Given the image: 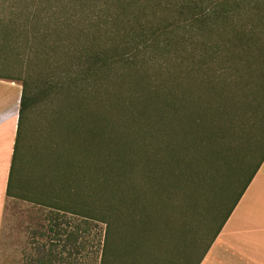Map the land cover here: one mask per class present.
Listing matches in <instances>:
<instances>
[{
	"label": "trees",
	"instance_id": "16d2710c",
	"mask_svg": "<svg viewBox=\"0 0 264 264\" xmlns=\"http://www.w3.org/2000/svg\"><path fill=\"white\" fill-rule=\"evenodd\" d=\"M21 12L0 20V46L41 79H0L22 87L6 196L43 222L23 264H201L264 162V0L46 1ZM42 103L60 142L48 175L30 179L23 123ZM215 175L225 181L207 202Z\"/></svg>",
	"mask_w": 264,
	"mask_h": 264
},
{
	"label": "rangeland",
	"instance_id": "374dc122",
	"mask_svg": "<svg viewBox=\"0 0 264 264\" xmlns=\"http://www.w3.org/2000/svg\"><path fill=\"white\" fill-rule=\"evenodd\" d=\"M46 1L64 2L68 0H0V20L9 21L23 19L24 15L21 11L27 5ZM15 10H17V12ZM18 10L20 11L18 12ZM1 39L2 36H0V40ZM11 47L9 44H6L5 49H2L0 46V75L21 78L25 73H30L29 76L31 75V78H27V80L36 78L41 79V77L33 73V71H38L37 68L35 69L32 66L29 68L28 65L22 64L14 58V50H11ZM18 83L21 85L20 82ZM48 113L49 107H44L43 103L38 104L29 111L23 123V143H21L23 149H20L19 155L23 153L21 172H23V177L25 178L32 179L37 176V174L41 173L43 177L48 175L49 170L47 165L49 166L51 163L48 160L49 150H52L51 147H53L54 144L60 142L58 132L52 139L48 136L50 128ZM112 114V112H108V115H111V117H113ZM255 130L256 132L253 137L259 139L261 137V129L259 130V128H256ZM63 161L65 162L68 160ZM257 162L258 160L256 159L254 163ZM63 165H65V163L60 161V164L58 163L55 168L58 170V173L60 172V175H62L63 171L68 169L66 166L63 168ZM220 176L221 175L214 176L216 181L213 182L212 190H209L204 196L207 202H212L216 198L217 188L219 186L217 183L225 181L224 177ZM25 178L22 180L25 181ZM16 193L18 195L21 194L22 189H18ZM59 215V221H61V225L63 226L65 216L61 213ZM41 217L40 208L23 201L21 196L9 198L6 201L0 227V264H23L25 251L29 254L32 252V240L35 238L34 233L39 230V224L41 225L43 223ZM202 217L199 218L200 223Z\"/></svg>",
	"mask_w": 264,
	"mask_h": 264
},
{
	"label": "crops",
	"instance_id": "0c3cea01",
	"mask_svg": "<svg viewBox=\"0 0 264 264\" xmlns=\"http://www.w3.org/2000/svg\"><path fill=\"white\" fill-rule=\"evenodd\" d=\"M22 87L0 79V227L19 123ZM264 162L201 264H264Z\"/></svg>",
	"mask_w": 264,
	"mask_h": 264
}]
</instances>
